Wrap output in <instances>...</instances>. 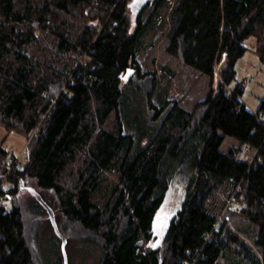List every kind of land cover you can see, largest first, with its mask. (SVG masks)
<instances>
[{
	"label": "trees",
	"instance_id": "1",
	"mask_svg": "<svg viewBox=\"0 0 264 264\" xmlns=\"http://www.w3.org/2000/svg\"><path fill=\"white\" fill-rule=\"evenodd\" d=\"M162 35L208 89L191 108L148 100L151 123L127 128L128 90L149 96L173 75L136 58ZM251 36L264 64V0H0V125L28 140L11 168L0 143V264H36L48 226L60 249L96 246L100 264H217L231 244L264 264V96L251 110L230 86ZM226 137L255 158L223 151ZM175 174L181 200L156 230Z\"/></svg>",
	"mask_w": 264,
	"mask_h": 264
},
{
	"label": "rangeland",
	"instance_id": "2",
	"mask_svg": "<svg viewBox=\"0 0 264 264\" xmlns=\"http://www.w3.org/2000/svg\"><path fill=\"white\" fill-rule=\"evenodd\" d=\"M168 38L166 35L160 36L152 46L146 47L137 52L136 58L140 64L142 71L156 70L160 73L162 68H168L173 72L169 81L159 88H154L148 96L145 89L130 88L126 99V111L128 115V123L126 127L138 130L146 129L152 121L153 109L148 106V100L154 105L157 104L158 98L166 96L174 98L184 108H191L199 99H202L208 89L209 79L200 72L191 69L189 66L179 64L178 60L170 56L166 52ZM247 49L244 55L236 61L235 78L230 82V86L240 83L244 92L242 100L251 110H255L262 97L264 96V64L260 62L258 56L254 53V38L251 36L244 41ZM131 73L123 78V85L129 84L128 80ZM141 143L147 141L146 136L141 138ZM28 140L21 134L14 131H7L0 125V143L6 151V162L12 165L14 159L19 164L26 161V144ZM234 148L238 158L241 160L251 161L252 149L249 153L244 152L243 146L226 137L221 145L223 151ZM184 176L180 178L175 174L172 179V192L170 188L169 195L165 203L168 205L161 210L154 220V228L156 230L166 225L168 217L178 206L185 184ZM171 193V194H170ZM227 211H223L222 217L225 218ZM158 217V219H157ZM226 219V218H225ZM158 221H161L160 223ZM230 227L235 230L243 240L250 246L251 252L256 251L251 243L254 237L252 226L237 217L230 218ZM36 264H100L102 253L90 242L67 241L65 245V258L62 249L58 244L51 227H47L40 232L38 237L34 239L32 244ZM240 247L231 244L218 260L217 264H251V262L243 257L240 253Z\"/></svg>",
	"mask_w": 264,
	"mask_h": 264
},
{
	"label": "built area",
	"instance_id": "3",
	"mask_svg": "<svg viewBox=\"0 0 264 264\" xmlns=\"http://www.w3.org/2000/svg\"><path fill=\"white\" fill-rule=\"evenodd\" d=\"M251 150H252V149L249 148L248 146H245V147H244V151H245L246 153H249ZM254 151H255V150H254ZM256 154H257V152L255 151V154H252V159L255 158ZM252 159H251V160H252ZM16 162H17V161L14 160L13 163H12V165L10 166V168H11L13 165H16ZM0 204H1L2 206H4V201H3V200H0Z\"/></svg>",
	"mask_w": 264,
	"mask_h": 264
},
{
	"label": "water",
	"instance_id": "4",
	"mask_svg": "<svg viewBox=\"0 0 264 264\" xmlns=\"http://www.w3.org/2000/svg\"><path fill=\"white\" fill-rule=\"evenodd\" d=\"M61 249L63 251V255H64V258H65V238L64 237H61Z\"/></svg>",
	"mask_w": 264,
	"mask_h": 264
}]
</instances>
